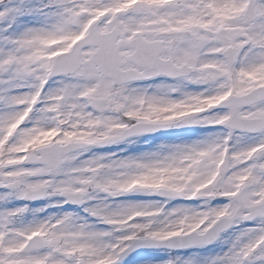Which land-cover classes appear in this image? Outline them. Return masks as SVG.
<instances>
[{
  "label": "snow or ice",
  "instance_id": "1",
  "mask_svg": "<svg viewBox=\"0 0 264 264\" xmlns=\"http://www.w3.org/2000/svg\"><path fill=\"white\" fill-rule=\"evenodd\" d=\"M33 14L43 23L10 31ZM184 126L227 131L81 159ZM0 189V204L61 197L46 207L78 205L94 221L19 224L27 204L0 207V264H120L136 247L203 246L229 228L227 251L204 264H264V0H0ZM133 191L228 203H114Z\"/></svg>",
  "mask_w": 264,
  "mask_h": 264
},
{
  "label": "rangeland",
  "instance_id": "2",
  "mask_svg": "<svg viewBox=\"0 0 264 264\" xmlns=\"http://www.w3.org/2000/svg\"><path fill=\"white\" fill-rule=\"evenodd\" d=\"M130 2H135V0H130ZM43 3L40 2V4H37L36 6L42 5ZM25 20L24 24L23 22V29L27 26H39L41 23H43V17L38 15L37 18V23H33V15H28V16H24L23 17ZM21 22H18V24L20 25ZM20 31H15L14 33H18ZM53 43H56V41H54ZM165 79H158L156 78L155 80L152 81H147V82H142L143 85L147 86V85H153L155 83H159L161 81H164ZM51 83V82H50ZM135 86V85H133ZM187 90L189 91H198L199 88L196 85H192V84H188L187 86ZM151 90V89H150ZM39 107V106H38ZM224 111V110H221ZM218 111V112H221ZM24 126H31V124L29 122H26L25 125H22V127ZM180 128V127H179ZM179 128H176V131H174L173 133L165 136V137H160V136H155V137H138V138H134L132 139V141L128 142V143H123L124 147L121 150V155L120 157H129V156H139L142 155L144 153L147 152H152L157 150L158 146L161 143H165V144H175V143H191L192 141H196V140H202L205 138H208L210 135L216 134V133H224V131L221 129L220 126H199L198 129H196L193 132L190 133H182L180 131ZM177 131L181 132V133H177ZM247 140L242 141V143H247ZM109 153H115V149H110V150H106L105 152L101 153V154H109ZM120 151L118 150L115 154H119ZM91 157V156H90ZM88 158V157H86ZM51 202H48V200L46 202L40 203L38 205V207L34 208L33 210H29L28 212H26L24 215L27 217L31 212L35 211L36 209L39 208H45L47 209H51L52 212H47L45 213V211L40 212V215L36 214L34 215V218L31 219H26L23 221L22 224H28L31 223L33 221H35L37 216H42V217H48L50 215H58V214H62L64 212H66L62 206H53V207H46L49 204H54L58 201H60V198H50ZM17 200V199H16ZM62 200V199H61ZM199 200H201L199 198ZM20 202V200H17ZM191 201V199H190ZM170 206H166L164 201L159 200L155 194H145V193H135L132 192V194L126 193L123 194L119 197H117L114 201L115 204L119 205V204H138V203H152V204H158V205H162L165 208V211H170L174 208H178V207H188L191 209H195V210H203L207 207H217V206H221L223 204L228 203V201L223 202V203H218V204H210L207 202L204 203L206 206L201 207V205H191V204H185V202H181L180 200H170ZM201 202H204V200H202ZM24 204L22 203H18V206H23ZM16 206V204H13L11 206H7L6 208H14ZM67 212H71V211H67ZM161 219H163V217H161ZM253 222H245L244 224L240 225V227H246L248 225H250ZM234 231H236V229H233L226 233L225 235H223L222 237V241L220 242V244L217 247V250L214 251L212 249H207L206 251L204 250H200V249H195L191 252H187V253H179V252H175L174 254L171 253H167V252H158V253H149L146 251L143 252H139L135 255L132 256V261L128 264H165L166 261L170 260V259H175L176 257H180L182 259L184 258H189V257H196L197 261L200 262V264H204V261H206L208 258H211L215 255L221 254L223 253V250L225 248L229 247L228 241L232 238Z\"/></svg>",
  "mask_w": 264,
  "mask_h": 264
},
{
  "label": "flooded vegetation",
  "instance_id": "3",
  "mask_svg": "<svg viewBox=\"0 0 264 264\" xmlns=\"http://www.w3.org/2000/svg\"><path fill=\"white\" fill-rule=\"evenodd\" d=\"M87 156H91V154H90V155H87ZM32 204H35V203H32ZM89 220H90V221H93V218L90 217ZM93 222H94V221H93ZM97 227H98V228H101V229H105V230H107L109 226L104 225V224H98Z\"/></svg>",
  "mask_w": 264,
  "mask_h": 264
},
{
  "label": "water",
  "instance_id": "4",
  "mask_svg": "<svg viewBox=\"0 0 264 264\" xmlns=\"http://www.w3.org/2000/svg\"><path fill=\"white\" fill-rule=\"evenodd\" d=\"M141 247H149V246H141ZM141 247H136L135 249L141 248Z\"/></svg>",
  "mask_w": 264,
  "mask_h": 264
}]
</instances>
